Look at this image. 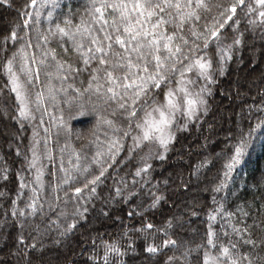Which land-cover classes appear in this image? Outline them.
Listing matches in <instances>:
<instances>
[{"label": "trees", "instance_id": "obj_1", "mask_svg": "<svg viewBox=\"0 0 264 264\" xmlns=\"http://www.w3.org/2000/svg\"><path fill=\"white\" fill-rule=\"evenodd\" d=\"M58 3L59 7L52 9L51 26L54 27L55 23L64 26L66 19L72 21L73 26L81 20L91 23L90 0H58ZM39 4L40 0L37 7ZM24 5L28 7L25 9ZM48 10V8L41 9L39 24L35 23L36 18L33 15L29 26L25 28L23 21L28 19L24 14L25 11H34L30 0H8V3L0 0V42L4 36H10L11 31L19 29V34L26 33L25 38H31L33 47L28 49L29 55L35 53L38 58H43L41 56L43 51L47 49L55 51V59L50 54L46 58V66H40L38 79L36 78L37 65H32L33 78L30 82L26 81L22 73H19V64L13 65V70L20 74L22 82L26 84L31 110L35 117L32 125L25 123L23 118L19 117V102L11 91L7 72L3 68L7 57L22 41L14 42L9 39L6 42L8 50L0 51V193H4L0 196V232L7 234L6 239H0V264H25V261L27 264H65L66 261L69 264H90L89 257L93 255V252L98 253L100 257L104 255L101 240L111 243L117 239L120 240L122 248L129 249L126 255L119 257L123 264H163L168 256H179L182 251V249H174L171 245H164L165 239H175L178 244L187 241L186 246L192 248L206 241L209 225L215 230L219 242L230 247L229 241H231L237 245L236 250L248 256L252 264H264V127L257 129L252 147L228 180L227 190L220 193H214L211 190V186L217 182L218 175H222L221 162L215 159V154H220L222 149L230 148V134L234 133L238 127L246 131L249 126H255L264 119V85L259 83L262 81L260 71L255 85H252V82L249 83L252 87L245 92L241 103L235 99L232 102L227 101L222 106V101L219 99L220 103L214 106L217 93L229 94L230 89L228 86L223 87V82L228 83L230 81L228 76L233 74L234 69L241 68L243 62L248 60L247 52L244 51L247 48L246 43L250 41L251 45L264 47V32L256 30L254 33L258 26L250 25L249 17H245L238 10L240 24L237 26L239 31L236 35H242V45L238 51H236L237 47H234L231 53L232 58L225 62L223 77L208 86L211 94L206 95L207 114L203 113L198 123L192 124L188 129L178 131L176 128L173 129L175 139L170 143L165 158L150 161L152 169L148 175H135L136 168L140 166L137 163L139 153L133 154L129 151L132 136L124 137L121 132L122 149L116 155L115 164L108 168L105 176L101 178L97 192L90 200H78L79 194L70 189L81 186V181L69 182L67 185H62L61 189H55L59 178L64 175L60 171V148L66 143L70 146L65 148L63 153V167L72 171V164L77 163L72 149L79 150L82 157L87 153L90 159L95 151L94 148L89 147L94 134H98L103 141L104 132L108 129L106 125L97 123L101 116L114 119L118 124L126 125L127 121L120 110H116L113 115L116 105L111 101L105 105L102 102L103 93L98 96L92 91L84 92L92 74L91 69L98 66V60L85 66L80 58L81 54L74 49L72 41L67 37L50 36L47 44L38 39L36 30L39 29L40 34L46 35L45 30L50 26L47 18ZM110 12L111 9L105 12L106 19L109 18ZM100 27V24H93L95 35L106 45L108 42L103 40L104 33L99 30ZM165 28L169 32L173 30L171 25H166ZM187 29L188 25H185L182 33L178 35H187ZM108 31L112 32L110 28ZM112 35L113 49L122 52L120 46L114 43L115 33ZM232 35L230 30L228 40ZM188 38L190 42L194 39L190 36ZM36 43L40 44L39 49L35 48ZM90 46L89 39L86 38L84 47ZM206 53L214 55L215 47L213 46ZM262 56L264 59V50ZM214 58L217 59V56L215 55ZM132 59L135 61V54H132ZM57 61L64 63L66 69L69 64L72 66L71 72L61 73L66 76L63 83L57 78L55 68ZM47 72L53 73L51 84L56 89L60 87L68 89V96L74 98L71 105L63 102L65 96L62 92L57 94L58 104H52L48 99ZM99 75L103 76V72ZM101 83L105 88L107 87L104 80ZM68 85L72 87L68 88ZM174 86L173 84L172 87ZM77 89L81 93L79 97ZM159 91L153 89L154 93ZM40 92H44L45 98L41 110H37L36 94ZM157 99L163 100L162 93L157 96ZM224 107L225 114L230 115L228 119L230 124L234 116L241 115L237 128L233 125L226 128L227 119L224 114L218 113L219 108L223 110ZM44 108L47 109V113L43 112ZM61 118L68 131L56 124ZM45 128L50 129V133H46ZM8 131L12 133V136L7 134ZM34 131L38 133V136H34ZM136 131L133 125L132 135ZM45 138H47L48 150L53 160L42 159L41 161L44 166V186L37 193V213L27 217L29 227L25 230V238L21 243L18 239L19 226L16 223V217L12 216V211L14 208H23L26 213L30 211L26 207V204L31 202L28 197L31 195V189L39 186L35 182L36 169L27 166L25 157L31 160L32 153L29 149L36 140L39 141L37 151L42 154L45 151ZM144 147L142 151L145 150ZM205 160L208 161L207 164H204ZM202 164L204 167L200 169L201 175L197 181L192 171ZM93 171H96V166H93ZM122 180L128 186V192L125 196H115V187L124 186L119 183ZM21 183L26 187L21 189ZM198 185V191H195V186ZM205 187H208V191L203 190ZM83 191L87 196V190ZM112 196L115 199H111ZM154 196H163L164 199L155 208L148 207ZM221 197H226L227 210L235 213L232 222L235 223L238 220L241 227L248 228L242 236L233 234L226 223V218L221 215H217V219L213 221L209 220L210 211L216 208L214 199L219 200ZM13 200L16 201L15 205L12 204ZM79 205L86 207L87 211L84 212L81 208V215L75 221L76 227L66 237L61 236L60 233L67 225L73 223V213L77 211ZM237 208L244 209L248 215L242 216ZM102 210L108 215H102ZM193 212L195 215L192 214ZM129 213L134 214L129 215ZM176 216H182L183 222L168 229L169 236L166 237L164 232L156 231L157 228H164L166 222L173 220ZM148 223L154 226L151 230L154 236L146 241L135 229ZM124 232L127 236L121 235ZM225 232L227 235H224ZM247 238H251L254 243H244V239ZM149 244L158 246L160 250L156 254L148 253L146 247ZM18 249L22 252L19 256ZM212 251L215 253L216 249ZM203 252L204 249L201 248L199 252L191 253L192 264H197V260L199 264H204ZM96 264H104V262L102 259H97ZM112 264H116V258H113ZM175 264H184V262L177 260Z\"/></svg>", "mask_w": 264, "mask_h": 264}, {"label": "snow or ice", "instance_id": "obj_2", "mask_svg": "<svg viewBox=\"0 0 264 264\" xmlns=\"http://www.w3.org/2000/svg\"><path fill=\"white\" fill-rule=\"evenodd\" d=\"M3 2L8 3V0H3ZM37 4L38 0H30L34 11H25L24 14L28 19L23 21V26L25 28L29 26L33 15L36 18L35 23L39 24L41 9L48 8L47 18L50 21V26L45 30L46 35L40 34L39 29L36 30L38 39L47 44L50 36L67 37L72 41L74 49L81 54L80 58L85 66L98 60V66L91 69L92 74L84 92L92 91L98 96L103 93L102 102L105 105H108L109 101L116 105L113 115L116 110H120L121 115L127 121L126 125L118 124L114 119L101 116L97 123L106 125L108 129L104 132L103 141L98 134H94L89 147L94 148L95 151L90 159L87 153L82 157L79 150L72 149V154L75 155L77 161L76 164H72V171L63 167V153L65 148L70 146L66 143L60 148V171L64 175L59 178L55 189L59 190L62 185H67L69 182L81 181V186L70 189L79 194L78 200H90L96 194L101 178L105 176L108 168L115 164L116 155L122 149L121 132L124 137L132 136V146L129 151H132L133 154L139 153L137 163L140 166L136 168L135 175H148L152 169L150 161L153 159L163 160L165 153L169 150L170 142L175 139L174 125L177 131L182 130L187 127L189 120L199 118L201 112L207 114L206 95L211 93L208 85L215 83L217 74L224 75L225 62L232 58L231 53L234 47L242 44V35H236L239 31L237 26L240 24L238 10L245 17H249L250 25L258 26L261 32H264V0H90L91 23L81 20L80 23L73 26L72 21L66 19L64 26L55 23L54 27L51 26L52 9L59 7L58 0H40L39 7ZM23 7L26 9L28 5ZM109 9L111 12L109 18L106 19L105 12ZM200 21L203 23H199ZM257 21H259L258 25ZM93 24L101 25L99 30L104 33L103 40L108 42L106 45L95 35ZM166 25H171L173 30L167 31ZM185 25H188L187 35H178V33H182ZM109 28L112 30L111 33L108 31ZM230 30L233 33L231 43H226L230 38L228 36ZM112 33H115L114 43L120 46L122 52L113 49ZM26 35V33L19 34V29L11 31L10 36L2 38L0 51L8 50L6 42L9 39L14 42L22 41L7 57L3 68L7 72L11 91L15 93L16 100L19 102V117L30 122L35 117L30 111L26 84L21 81L19 73H22L26 81L30 82L33 78L32 65H37L36 78L38 79L40 66H46V58L50 54L55 59V51L54 49L43 51L41 53L43 58H38L35 53L29 55L28 49L32 48L33 44L31 38H25ZM189 36L194 37L191 42ZM86 38L89 39L91 45L87 48L84 47ZM213 46L215 55L218 57L215 67L213 60L204 55ZM35 48L39 49L40 44L36 43ZM132 54H135V61L132 59ZM17 63L19 64V73L13 71V65ZM55 68L57 78L62 83L66 76L61 73L72 71L70 64L66 69L65 64L60 61L56 62ZM101 72H103V76L99 75ZM189 73L194 74L196 79L189 76ZM46 75L49 78L46 90L51 103L58 104L57 94L62 92L65 96L63 102L71 105L74 98L68 96V89L64 87L56 89L51 84L53 73L47 72ZM102 80L107 83L106 88L101 83ZM199 80H202L203 83L196 87ZM173 84L175 87H172ZM71 87L72 85H68V88ZM153 89L160 91L154 93ZM76 91L79 97L80 90ZM161 93L163 101L157 99ZM44 98V92L36 94L37 110H41ZM43 112L47 113V109L44 108ZM177 114L183 116L184 124H178ZM52 119L55 121V117ZM41 123H43L42 120ZM56 124L68 131L62 118ZM133 125L138 130L135 135H132ZM262 127H264V119H261L255 126H249L246 131L244 128L238 127L234 133L230 134V148L222 149L220 154H215V159L221 162L222 175H218L217 182L211 186L214 193L227 190L230 176L248 154L257 129ZM45 132L50 133V129L45 128ZM34 136H38L35 131ZM145 143L148 146L142 151ZM38 144V140L34 141L29 149L32 153L31 160L25 157L27 166L36 169L35 182L39 186L31 189V195L28 197L31 202L27 203L26 207L30 211L26 213L23 208H14L12 211V216L16 217V223L19 226L18 239L21 243L25 238L24 232L29 227L27 217L37 213V193L44 186V166L41 161L42 159L53 160V156L48 150L47 138H45V151L42 154L37 151ZM69 162L71 163V160ZM207 163L208 161L205 160L204 164ZM204 164L192 171V175L197 179L201 175L200 169L204 167ZM93 166H96V171H93ZM119 183L124 186L115 187V196H125L128 186L123 180ZM20 187L23 189L26 185L21 183ZM83 190H87V196ZM203 190L208 191V187ZM2 195L4 193H0V196ZM65 195L67 196V193ZM110 198L115 199L114 196ZM163 199V196H154L148 207L155 208ZM225 201L226 197H221L219 200L214 199L216 208L210 211L209 220L213 221L217 219V215H221L226 218L231 232L236 236H242V233L247 232L248 228L241 227L238 220L235 223L232 222L235 213L227 210ZM12 204L15 205L16 201L13 200ZM81 208L84 212L87 211L86 207L79 205L77 211L73 213V223L67 225L60 233L61 236L66 237L76 227L75 221L81 215ZM237 211L244 217L248 215L242 208H237ZM133 214L129 213V215ZM192 214L195 215L194 212ZM61 215L66 214L61 213ZM102 215L107 216L108 213L102 210ZM182 222L183 217L176 216L173 220L166 222L164 228H157L156 231L164 232L167 237L169 236L168 229L178 226ZM153 227L151 223L142 224L135 231L147 241L154 236L151 231ZM121 235L127 236V233L124 232ZM224 235L227 233L225 232ZM6 238L7 234L0 232V239ZM129 239L131 240V238ZM101 243L104 248L103 257L93 252V255L89 257L90 264H96L97 259H102L104 264H112L113 258H116V264H123L119 257L126 255L129 249L122 248L119 239L113 240L111 243L101 240ZM187 243L185 241L183 244H178L175 239H165L164 245H171L174 249H182V251L179 256H168L163 264H175L177 260H182L184 264H192L191 253L199 252L201 248L204 249V264H245L246 261L247 264H252L246 254L236 250L235 243L229 241V247L219 242L211 225L206 232V241L196 244L192 248L187 247ZM244 243L253 244L254 241L247 238L244 239ZM31 247H35V245H31ZM212 249H216L215 253ZM131 250L134 251V249ZM159 250L158 246L151 244L146 247V251L152 254H156ZM21 254V250L18 249L17 255ZM65 264H69V262L66 261ZM197 264H199L198 260Z\"/></svg>", "mask_w": 264, "mask_h": 264}, {"label": "rangeland", "instance_id": "obj_3", "mask_svg": "<svg viewBox=\"0 0 264 264\" xmlns=\"http://www.w3.org/2000/svg\"><path fill=\"white\" fill-rule=\"evenodd\" d=\"M257 24H259V21H257ZM256 30L259 31L260 28L256 27V29L254 30V33H255ZM226 43H231V39L226 41ZM246 44H247L246 45L247 48H245L244 51L247 52L248 60L246 62H243V65H242L241 68L234 69L233 74L228 76V79L230 78V81L228 83L227 82H223V84H222L223 87L224 86H228L229 87V89H230L229 94L228 93L222 94V92L217 93V99L214 100V106H216V105H218V103H220L219 99H221V101H222V106H224L227 103V101L232 102V100H235V99H236V101H238V103H241V99H243V97L246 94L245 92L247 90L251 89L252 85H255V83H256L255 80L257 79V74H259L258 73L259 71H260V73L262 72L261 73L262 74V81H260L261 80L260 79L259 80L260 82L259 81L258 82L261 83V85H264V59H263V56H262L264 47H260L259 45H255V44L251 45L250 41L247 42ZM241 45L242 44L235 46V47H237L236 51H238V49H239V47ZM205 55L213 60V62H214L213 66L215 67V61L218 59V57H217V59H215L214 58L215 54L213 55V53H206ZM243 60H244V58H243ZM13 71H16V70H13ZM188 75L191 76L193 79H196L194 74L189 73ZM222 77H223V75L221 76V75L217 74L215 82H218V80L221 79ZM243 79H244V82H243ZM8 80H9V78H8ZM21 81H22V79H21ZM251 82H252V85L249 84ZM202 83H203V81L199 80L197 85H196V87H199V85L202 84ZM9 85L11 87L10 83H9ZM257 90H259V89H257ZM207 95H209V94H207ZM229 105H231V103ZM29 107H30V111L32 112L30 105H29ZM220 109L221 108H219V112L218 113H220V115L224 114L225 119H227L226 123H225L226 124V128H230L231 125H233L234 128H237L238 125H239V120L241 119V115L238 114V115L234 116V118L232 120V124H230L229 120H228L230 118V115L229 114H225L226 113L225 112V110H226L225 107H224L223 110H220ZM202 114H203V112H201L199 114V118H200V116H202ZM177 117H178V120H177L178 124H184L185 123V120H184V118H183V116L181 114H177ZM199 118H193L192 120H189L187 122V127L186 128L188 129L189 126H192V124L198 123ZM23 120H24L25 123H28L30 125H32L34 123V119L31 120L30 122L28 120H25V119H23ZM174 128H176L175 125H174L173 129ZM137 132H138V130L135 132V134H137ZM7 134L9 136H12V133L9 132V131L7 132ZM131 146H132V142H131ZM144 146H145L144 148L146 149L147 146H148L147 143H145ZM194 178L197 179V177H195V176H194ZM198 180L199 179H197V181ZM197 187H199V185L195 186V191H198ZM250 189L253 190L252 187H250ZM200 191H202V190L200 189Z\"/></svg>", "mask_w": 264, "mask_h": 264}]
</instances>
